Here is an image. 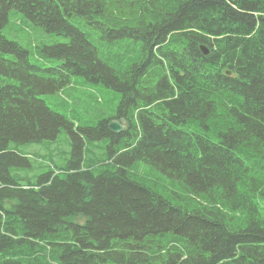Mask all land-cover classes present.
Wrapping results in <instances>:
<instances>
[{"label": "trees", "instance_id": "obj_1", "mask_svg": "<svg viewBox=\"0 0 264 264\" xmlns=\"http://www.w3.org/2000/svg\"><path fill=\"white\" fill-rule=\"evenodd\" d=\"M12 9L69 38L40 49L56 65L2 35ZM74 76L120 93L115 116L75 129L40 98ZM62 130L67 167L8 150ZM85 136L108 139L113 170L80 166ZM137 161L186 194L160 196ZM260 197L264 0H0V264H264Z\"/></svg>", "mask_w": 264, "mask_h": 264}, {"label": "rangeland", "instance_id": "obj_2", "mask_svg": "<svg viewBox=\"0 0 264 264\" xmlns=\"http://www.w3.org/2000/svg\"><path fill=\"white\" fill-rule=\"evenodd\" d=\"M83 30L89 35L90 41L96 44V36L93 32L87 28H83ZM1 32L6 38L17 42L28 50L31 62L42 68L52 67L56 65V62L44 57L40 49L44 46L63 44L69 41L66 36L47 33L40 27L34 26L15 9L10 10L8 23ZM40 98L52 110L74 122V128L77 129V125L81 127L94 126L99 120L115 116L120 93L101 84L88 82L83 77L74 76L71 78V83L63 90L43 95ZM85 137L83 159L80 166L93 170H97L99 167L113 170L115 164L109 161L112 154L107 146L108 139L93 141L89 140L87 136ZM8 150L26 155L31 161L33 171L36 174H45L54 168H64L70 164L68 162L72 159V139L70 134L62 130L55 141L24 144L11 142ZM129 173L172 202H178L179 197L186 194L178 181L143 161H137L129 169ZM257 202L264 221V197H260ZM75 221L80 224L84 223L81 218H77Z\"/></svg>", "mask_w": 264, "mask_h": 264}, {"label": "water", "instance_id": "obj_3", "mask_svg": "<svg viewBox=\"0 0 264 264\" xmlns=\"http://www.w3.org/2000/svg\"><path fill=\"white\" fill-rule=\"evenodd\" d=\"M202 53L204 55H208L209 51L207 48L201 46L200 47ZM229 74V73H228ZM126 126V122L124 120H122V123L120 124L119 121L117 120H113L111 121V123L109 124V129L113 132V133H119L120 131L124 130Z\"/></svg>", "mask_w": 264, "mask_h": 264}]
</instances>
